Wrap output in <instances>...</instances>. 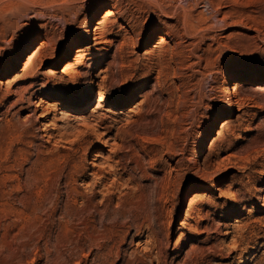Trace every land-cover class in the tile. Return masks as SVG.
<instances>
[{
  "label": "rangeland",
  "instance_id": "obj_1",
  "mask_svg": "<svg viewBox=\"0 0 264 264\" xmlns=\"http://www.w3.org/2000/svg\"><path fill=\"white\" fill-rule=\"evenodd\" d=\"M0 264H264V0H0Z\"/></svg>",
  "mask_w": 264,
  "mask_h": 264
},
{
  "label": "bare ground",
  "instance_id": "obj_2",
  "mask_svg": "<svg viewBox=\"0 0 264 264\" xmlns=\"http://www.w3.org/2000/svg\"><path fill=\"white\" fill-rule=\"evenodd\" d=\"M110 12H108L107 14H106V16L104 17V24L106 23L105 21H107L110 17H111V15L113 14V12L111 11V10H109ZM103 23V22H102ZM102 25V24H101ZM40 51V50H39ZM39 51H37L33 56H30V58H29V62H28V64H27V66L28 65H30L31 63H32V60L35 58V56H37V54H38V52ZM82 56V55H81ZM77 57H80V54H78V56ZM72 65H74V64H69L66 68H65V71H67L68 69H70L71 67H72ZM241 79V78H240ZM231 84V83H230ZM227 89V92L229 93L230 92V90L229 89H231V88H226ZM225 92H226V90H225ZM230 95V94H229ZM228 95V96H229ZM105 93H104V91H100V99H105ZM207 138V137H206ZM204 146V145H203Z\"/></svg>",
  "mask_w": 264,
  "mask_h": 264
}]
</instances>
